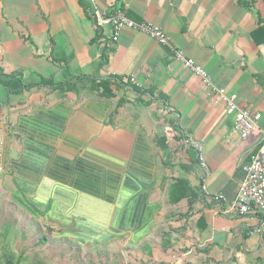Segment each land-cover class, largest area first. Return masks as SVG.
Returning <instances> with one entry per match:
<instances>
[{
    "label": "crops",
    "instance_id": "crops-1",
    "mask_svg": "<svg viewBox=\"0 0 264 264\" xmlns=\"http://www.w3.org/2000/svg\"><path fill=\"white\" fill-rule=\"evenodd\" d=\"M93 10L159 28L257 129L240 139L168 49L127 29L112 42ZM262 128L264 0H0V194L48 231L41 246L97 264H264L261 217L224 214Z\"/></svg>",
    "mask_w": 264,
    "mask_h": 264
},
{
    "label": "built area",
    "instance_id": "built-area-1",
    "mask_svg": "<svg viewBox=\"0 0 264 264\" xmlns=\"http://www.w3.org/2000/svg\"><path fill=\"white\" fill-rule=\"evenodd\" d=\"M92 13L98 28L109 26V37L112 42L117 41L121 31L127 29L142 33L158 45L168 49L171 52L174 62L180 64L184 69L196 76L210 94L221 98L226 113L233 117V129L240 139H246L257 129L256 122L259 120V115H250L248 111L239 108L224 89L217 87L212 82L205 71L195 65L191 59L186 58L180 50L175 49L170 39L159 28L148 23L133 21L122 10H116L106 17L95 10ZM259 132L260 141L257 149L251 156L248 165L244 167L243 177L238 185L234 201L230 209L224 212V214L226 213L237 217H245L248 215L260 216L259 233L264 236V128L260 129ZM191 147L195 153L198 166L204 173L200 181V191L205 192V180L208 173L203 162L202 148L198 144H193ZM1 151L2 142L0 141V173L3 171ZM217 197L219 199L221 198L220 196Z\"/></svg>",
    "mask_w": 264,
    "mask_h": 264
},
{
    "label": "rangeland",
    "instance_id": "rangeland-1",
    "mask_svg": "<svg viewBox=\"0 0 264 264\" xmlns=\"http://www.w3.org/2000/svg\"><path fill=\"white\" fill-rule=\"evenodd\" d=\"M47 233L39 224H30L14 213L9 199L0 194V264L98 263L92 256L86 258L79 247L68 245L63 240L49 238L45 246L37 244L42 236L48 237Z\"/></svg>",
    "mask_w": 264,
    "mask_h": 264
},
{
    "label": "trees",
    "instance_id": "trees-1",
    "mask_svg": "<svg viewBox=\"0 0 264 264\" xmlns=\"http://www.w3.org/2000/svg\"><path fill=\"white\" fill-rule=\"evenodd\" d=\"M93 16V15H92ZM94 18V17H93ZM107 52H106V50H103L102 51V53H101V62H100V64H99V67H103V66H105V64H106V54ZM85 82H87V83H90V84H93L94 86V88L98 91V90H102V94H105V95H107V80H94V79H86V81ZM17 83H18V81H17ZM7 87H13L15 90H14V92L15 93H17V92H19V91H21V89L23 88L21 85H19V83L17 84V85H15V86H13V85H7ZM53 88H57V85L55 86V87H53ZM74 88H75V85H70V86H68L67 87V90L68 91H74ZM131 90L135 93V94H141L142 92L139 90V89H136V88H134V87H131ZM45 240H46V237H42L41 238V241H39V243L40 244H43L44 242H45ZM7 264H11V263H9V262H7Z\"/></svg>",
    "mask_w": 264,
    "mask_h": 264
}]
</instances>
